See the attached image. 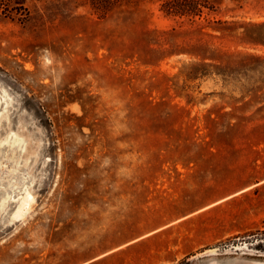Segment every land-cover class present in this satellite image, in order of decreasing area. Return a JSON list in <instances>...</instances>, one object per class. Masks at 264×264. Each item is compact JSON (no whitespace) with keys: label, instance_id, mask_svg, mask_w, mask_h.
Returning a JSON list of instances; mask_svg holds the SVG:
<instances>
[{"label":"rangeland","instance_id":"374dc122","mask_svg":"<svg viewBox=\"0 0 264 264\" xmlns=\"http://www.w3.org/2000/svg\"><path fill=\"white\" fill-rule=\"evenodd\" d=\"M162 1L0 15V264H264V0ZM227 223L174 260L177 231Z\"/></svg>","mask_w":264,"mask_h":264},{"label":"crops","instance_id":"0c3cea01","mask_svg":"<svg viewBox=\"0 0 264 264\" xmlns=\"http://www.w3.org/2000/svg\"><path fill=\"white\" fill-rule=\"evenodd\" d=\"M258 185V184H255ZM207 199V198H206ZM229 197H216L211 200H206L205 203L202 204L198 210L190 213H182L178 210L169 211L168 213L164 214V224L160 225L156 231H166V230H177V228L181 227L183 223L189 222L191 219L196 217L198 214L205 212L211 208H214L220 204H224L227 202ZM178 237H187L186 243L181 242L179 245H175L172 249L174 260H179L181 257L190 255L193 257L201 258L203 256H210L213 254L212 252H208L211 249H206V246L212 244L214 241L219 240L223 237L232 235L235 231L232 229V225L227 223L223 226H218L215 229H209L208 231H203L198 233L197 230L193 229L185 231H177ZM182 232V233H180ZM220 264L217 258H209L203 264H212V263Z\"/></svg>","mask_w":264,"mask_h":264},{"label":"trees","instance_id":"16d2710c","mask_svg":"<svg viewBox=\"0 0 264 264\" xmlns=\"http://www.w3.org/2000/svg\"><path fill=\"white\" fill-rule=\"evenodd\" d=\"M123 0H86L92 8L107 13ZM27 0H0V15L8 18H16L18 21H24L27 18ZM212 10L209 0H163L160 4V10L167 16L186 17L194 19L201 17L204 10ZM25 14L21 17V12ZM17 16V17H16Z\"/></svg>","mask_w":264,"mask_h":264},{"label":"bare ground","instance_id":"6f19581e","mask_svg":"<svg viewBox=\"0 0 264 264\" xmlns=\"http://www.w3.org/2000/svg\"><path fill=\"white\" fill-rule=\"evenodd\" d=\"M26 204H27V203L24 202V203H22V204L18 207V210H16V212H14V213H15V214H14L15 217H17V215H19V213L21 212L22 207L25 206ZM23 209H24V208H23ZM22 213H23V212H22ZM21 215H22V214H21ZM235 248H236V247H235ZM212 250H213V249H212ZM213 251H214V250H213ZM212 264H217V263H214V262H213ZM229 264H230V263H229ZM240 264H241V263H240Z\"/></svg>","mask_w":264,"mask_h":264}]
</instances>
